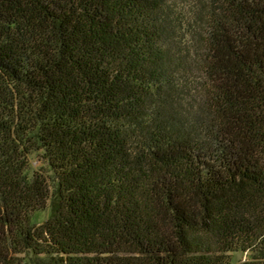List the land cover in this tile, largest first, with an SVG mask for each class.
<instances>
[{"label": "trees", "instance_id": "16d2710c", "mask_svg": "<svg viewBox=\"0 0 264 264\" xmlns=\"http://www.w3.org/2000/svg\"><path fill=\"white\" fill-rule=\"evenodd\" d=\"M238 251L264 264V0H0V264Z\"/></svg>", "mask_w": 264, "mask_h": 264}, {"label": "rangeland", "instance_id": "374dc122", "mask_svg": "<svg viewBox=\"0 0 264 264\" xmlns=\"http://www.w3.org/2000/svg\"><path fill=\"white\" fill-rule=\"evenodd\" d=\"M41 153H42L41 151H34L31 154L32 166L30 169V175H32L34 171L37 169L47 167V164L41 158V155H42ZM50 214H51V208L49 207L45 211L38 212L34 216L33 222L37 225H41L49 218ZM250 255H251L250 252H243V251H238V252L233 253V264H237L242 260L248 259Z\"/></svg>", "mask_w": 264, "mask_h": 264}]
</instances>
